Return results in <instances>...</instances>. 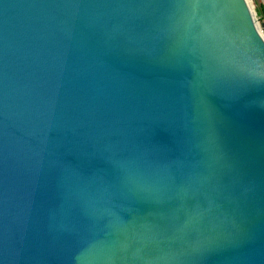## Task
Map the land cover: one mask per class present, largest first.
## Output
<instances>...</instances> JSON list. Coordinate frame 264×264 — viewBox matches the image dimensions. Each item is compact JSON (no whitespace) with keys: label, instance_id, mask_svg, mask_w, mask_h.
<instances>
[{"label":"water","instance_id":"water-1","mask_svg":"<svg viewBox=\"0 0 264 264\" xmlns=\"http://www.w3.org/2000/svg\"><path fill=\"white\" fill-rule=\"evenodd\" d=\"M246 0H0V264H264V48Z\"/></svg>","mask_w":264,"mask_h":264},{"label":"built area","instance_id":"built-area-1","mask_svg":"<svg viewBox=\"0 0 264 264\" xmlns=\"http://www.w3.org/2000/svg\"><path fill=\"white\" fill-rule=\"evenodd\" d=\"M248 3L258 32L264 40V0H248Z\"/></svg>","mask_w":264,"mask_h":264},{"label":"snow or ice","instance_id":"snow-or-ice-1","mask_svg":"<svg viewBox=\"0 0 264 264\" xmlns=\"http://www.w3.org/2000/svg\"><path fill=\"white\" fill-rule=\"evenodd\" d=\"M248 29H249V35H250L251 38H252V42H253L256 46H258V47H260V48H264V45L260 44V43H259V40L256 39V37H255V33H254V32H251V24H250V22H249V24H248Z\"/></svg>","mask_w":264,"mask_h":264},{"label":"bare ground","instance_id":"bare-ground-1","mask_svg":"<svg viewBox=\"0 0 264 264\" xmlns=\"http://www.w3.org/2000/svg\"><path fill=\"white\" fill-rule=\"evenodd\" d=\"M246 3H247V5H248V7H249V9H250V5H249V3H248V1L246 0Z\"/></svg>","mask_w":264,"mask_h":264},{"label":"rangeland","instance_id":"rangeland-1","mask_svg":"<svg viewBox=\"0 0 264 264\" xmlns=\"http://www.w3.org/2000/svg\"><path fill=\"white\" fill-rule=\"evenodd\" d=\"M248 1V0H247Z\"/></svg>","mask_w":264,"mask_h":264}]
</instances>
